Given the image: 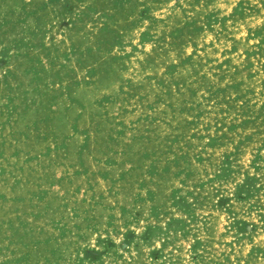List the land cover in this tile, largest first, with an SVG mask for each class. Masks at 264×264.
<instances>
[{
  "label": "rangeland",
  "instance_id": "obj_1",
  "mask_svg": "<svg viewBox=\"0 0 264 264\" xmlns=\"http://www.w3.org/2000/svg\"><path fill=\"white\" fill-rule=\"evenodd\" d=\"M0 264H264V0H0Z\"/></svg>",
  "mask_w": 264,
  "mask_h": 264
}]
</instances>
